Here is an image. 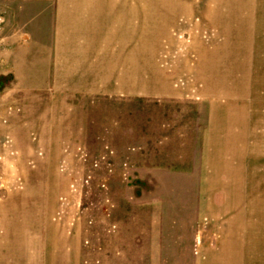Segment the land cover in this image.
Here are the masks:
<instances>
[{
  "label": "rangeland",
  "instance_id": "obj_1",
  "mask_svg": "<svg viewBox=\"0 0 264 264\" xmlns=\"http://www.w3.org/2000/svg\"><path fill=\"white\" fill-rule=\"evenodd\" d=\"M220 1L0 0V264H107L130 219L160 235L155 264H190L196 244L217 249L225 220L206 204L237 194L223 192L227 162L207 129L230 100L244 126L241 202H264V0L235 3L227 22L237 27L241 8V35L221 30ZM88 5L103 6L98 19ZM239 41L241 81H217L225 59L211 54L213 68L205 56ZM75 51L85 60L63 65Z\"/></svg>",
  "mask_w": 264,
  "mask_h": 264
},
{
  "label": "crops",
  "instance_id": "obj_2",
  "mask_svg": "<svg viewBox=\"0 0 264 264\" xmlns=\"http://www.w3.org/2000/svg\"><path fill=\"white\" fill-rule=\"evenodd\" d=\"M220 2H223L222 10H224L227 6L229 9L228 13L222 14V17L225 18V22L222 23L224 25L221 27V30L226 34L237 33L238 35H241V31H243L241 28V8L237 10L240 17L238 26L236 27L233 25H228L227 22V18L235 12V3L241 2V0H221ZM77 6L78 9H81L82 13L84 10V5L78 4ZM87 7L91 10L92 8L97 9L99 7L98 10H96V19L99 18V15L103 13L104 10L103 6L94 7L88 5ZM72 13L75 16L76 11H72L70 14ZM83 13L88 14L87 12ZM67 14L68 11L65 15L63 14L64 16L62 15V17L68 19L70 18V20L73 19L72 16H69ZM70 20H68V22ZM81 21L78 18V22H76V24L82 26L84 21ZM85 23L86 21L84 22V24ZM239 42L240 45L224 44V47H220L221 51L218 50V53H210L209 55L205 56L203 64L211 66L213 65V68L214 65H216V62L211 60L217 59V57H214L216 56V54H218L220 59H225L224 61L225 65H227V69L224 74L222 73V79H217L216 77L217 81L221 80L222 82L227 83H235L241 81V70H243L244 66H246V62L241 61V59L243 60V58L245 57V53L243 52V49L245 48L241 46V41ZM227 44H232V42ZM113 45L117 44L115 43ZM120 46L124 47V45L121 44ZM86 49H101V44H93ZM76 53V58L67 57V54L66 56L62 57V64L67 66L80 65L79 60L82 61L83 57L80 55V52L77 51H75V53L73 54ZM211 54L213 55L211 56V63H209L208 57ZM236 67H238V75L234 72V69ZM213 68H210V70L212 71L211 73H213ZM214 74H216V72H214ZM235 76L238 77L236 78ZM226 88H228L229 90H227L231 91V93L235 90V87H233L232 85H227ZM239 90H241L240 86H238V91ZM229 95L233 96L231 98L234 100L235 95H231L230 92ZM236 96L241 99V97H239V94ZM235 105V101L230 100L229 105L225 106L224 109H212V121H210L207 129V145L211 148L215 145L220 146L219 152L222 155V159L220 161L227 162L226 166L220 171L221 173H223V175L227 176L230 182L227 186H224L225 189H223V192L227 195L237 194V197L230 196L228 201L221 202V204H216V202L212 201H209V203L206 204L207 206L205 209L208 210V213L211 216L216 218H223L225 220L224 226L222 228L221 239H219L220 243L217 249H213L207 246L206 243H202L200 248H197L196 244L194 250L195 255H201V258H198L195 255L191 257L190 255L192 259L190 261V264H246L247 258L249 257H252L254 260L255 258H259L261 260L264 259V202H250L249 204L246 201L241 202V189H245L244 187L241 188L240 185L241 170L243 169V167L241 166V128H243L244 126H241V106L238 105V107ZM211 159H213V157ZM239 198L240 200H237ZM241 205L247 208L242 209ZM241 209L243 210V212H241ZM191 214L193 218L190 217L188 221H185V224L189 225L190 228H195V223L198 218L197 209H193V213ZM153 221L156 220L153 219L151 222ZM129 222L130 223L124 225L120 224L119 230L115 232L112 237H110L111 240L109 241V248L107 249H109L113 257L107 264H109L111 261H113L115 264H136L134 262L135 257H137L138 259L140 257L142 260L148 259L149 264H155L154 262H152V260L149 261V259H160L162 258V256L165 257L163 254H161L165 246L162 243L160 235L151 234L149 230L147 231L144 229H142L139 234L133 228L132 219H130ZM156 222L157 225H159L160 219H158ZM153 224L154 222L152 223V225ZM113 225L117 226L116 223ZM174 225H181V222H175ZM194 230L195 229H193L191 232L193 235ZM139 238H142L140 245L137 242V239ZM176 243L177 242L174 243V249L177 248ZM189 250L190 249L186 251L187 254L188 252L189 254H191L192 248L191 252ZM102 256H105V252ZM106 260L107 257L105 256V264ZM98 263L99 262L97 261L93 264ZM255 264H260V262L256 261Z\"/></svg>",
  "mask_w": 264,
  "mask_h": 264
}]
</instances>
